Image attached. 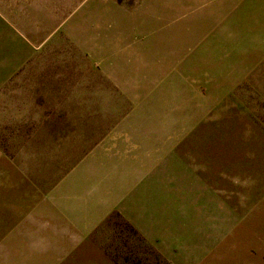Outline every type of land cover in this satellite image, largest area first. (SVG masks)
<instances>
[{"label":"rangeland","instance_id":"rangeland-1","mask_svg":"<svg viewBox=\"0 0 264 264\" xmlns=\"http://www.w3.org/2000/svg\"><path fill=\"white\" fill-rule=\"evenodd\" d=\"M191 1L0 0V154L61 157L66 172L137 127L143 140L179 142L212 184L220 157L239 175L219 181L224 198L264 220L261 86L222 83L213 61L264 51V12L242 8L219 42L206 33L219 0ZM63 264L168 263L112 215Z\"/></svg>","mask_w":264,"mask_h":264},{"label":"crops","instance_id":"crops-1","mask_svg":"<svg viewBox=\"0 0 264 264\" xmlns=\"http://www.w3.org/2000/svg\"><path fill=\"white\" fill-rule=\"evenodd\" d=\"M257 3L216 1V22L206 33L222 41L224 26L242 8L264 12ZM213 61L223 68L222 83L259 85L264 99L263 50L242 60L223 52ZM127 131L101 140L66 172L61 157L0 154V264H63L114 214L168 264H264V220L245 217L219 182L239 180L238 172H222L216 157L212 184L201 162L177 154L179 142Z\"/></svg>","mask_w":264,"mask_h":264},{"label":"trees","instance_id":"trees-1","mask_svg":"<svg viewBox=\"0 0 264 264\" xmlns=\"http://www.w3.org/2000/svg\"><path fill=\"white\" fill-rule=\"evenodd\" d=\"M115 216L119 217V215L114 214ZM113 215V216H114ZM120 218V217H119ZM121 219V218H120ZM128 225V224H127ZM129 226V225H128ZM130 227V226H129ZM136 234H138L132 227H130ZM139 236V235H138ZM143 240V239H142ZM145 242V241H144ZM146 243V242H145ZM154 250V249H153ZM155 251V250H154ZM156 252V251H155ZM160 256V255H159ZM161 257V256H160ZM162 258V257H161ZM165 261V260H164Z\"/></svg>","mask_w":264,"mask_h":264}]
</instances>
